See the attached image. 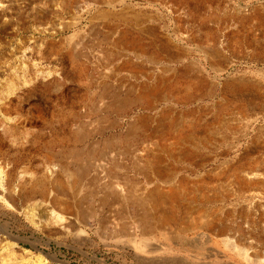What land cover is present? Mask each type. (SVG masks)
Listing matches in <instances>:
<instances>
[{
  "label": "rangeland",
  "instance_id": "1",
  "mask_svg": "<svg viewBox=\"0 0 264 264\" xmlns=\"http://www.w3.org/2000/svg\"><path fill=\"white\" fill-rule=\"evenodd\" d=\"M0 134V264H264V0H0Z\"/></svg>",
  "mask_w": 264,
  "mask_h": 264
},
{
  "label": "bare ground",
  "instance_id": "2",
  "mask_svg": "<svg viewBox=\"0 0 264 264\" xmlns=\"http://www.w3.org/2000/svg\"><path fill=\"white\" fill-rule=\"evenodd\" d=\"M138 55V54H137ZM138 59V58H137ZM172 62H174V63H176V64H182V62H183V58L181 57V58H173L172 59ZM194 72V71H193ZM190 77V76H189ZM197 77L199 78V75H197ZM158 83V82H157ZM162 83V82H161ZM197 84V82H194V85H196ZM178 85V84H177ZM177 85H175V88L176 89H180V87L179 86H177ZM187 85V84H186ZM186 85H184V86H186ZM168 87V86H167ZM192 87H193V84H189V86H186V91H185V97H187V91H190L191 89H192ZM182 88V87H181ZM197 89V88H196ZM199 89V88H198ZM159 90H162V85L161 84H157V85H154V86H144L143 88H142V92L141 93H139L140 95L136 98V100H134V102H142V101H146V103L147 102H149V103H152L153 102V100L154 99H156V98H159V99H161L162 97H165L164 99H162L163 100V102L164 101H166V102H170V101H172V100H174L175 101V98H177V96L175 97V98H170V97H168L166 94H164L165 92V90H163L161 93L159 92ZM177 90V91H178ZM182 91H184V90H182ZM146 92H148L149 93V95L146 93ZM176 92V91H175ZM193 92V91H192ZM135 91H133V90H130V92L128 93L129 95H135ZM183 96V95H182ZM150 97V98H149ZM149 98V99H148ZM153 99V100H152ZM195 99V98H194ZM194 99H192V100H194ZM155 101V100H154ZM47 102V101H46ZM49 102V101H48ZM165 102V103H166ZM186 102V101H185ZM131 103V102H130ZM161 103V102H160ZM50 107V106H49ZM52 107V106H51ZM45 111V110H44ZM61 116V115H60ZM62 117V116H61ZM65 118H66V116H65ZM68 121V120H67ZM50 125V124H49ZM45 127V126H44ZM47 128V127H46ZM52 129V128H51ZM5 134H6V132H5ZM5 134H0V136L2 137V138H4L3 136L5 135ZM71 134V133H70ZM56 135V134H55ZM62 135H63V137L60 139V140H58V142H50V143H48V146H47V144H46V147L48 148V149H50V150H53L55 147H59V150H60V153L61 154H63L64 152V149H66V148H68L69 147V145H70V143H69V129H68V127H67V122H66V120L65 121H63V123H62ZM2 140V139H1ZM32 142V141H31ZM4 143V142H3ZM5 144V143H4ZM3 145V144H2ZM1 146V145H0ZM34 148V147H33ZM68 154L70 155V150H68ZM70 156H72V155H70ZM67 158V157H66ZM171 160H178L177 158H175V156L174 157H171ZM254 160V159H253ZM253 166V165H252ZM254 167V166H253ZM264 167V166H263ZM242 168V167H241ZM81 169V168H80ZM250 169H251V167H250ZM258 171H260V170H258V168L256 169H253V170H250V171H248L247 173H246V175H244V177L247 179V180H250V179H257V178H259L260 177V175L262 174H259L258 173ZM263 172V174H264V171H262ZM244 173V172H243ZM233 176V175H232ZM212 179V178H211ZM232 179H233V177H232ZM243 179V178H242ZM67 180H65V182H66ZM207 182V181H206ZM44 185H46V182H42ZM222 183V182H221ZM66 184V183H65ZM233 184V183H232ZM51 185V184H50ZM227 185V184H226ZM229 186V185H228ZM45 187V186H44ZM61 187L63 188V190L64 189H67V187L64 185V184H62L61 185ZM251 187H253V186H251ZM43 188V187H42ZM251 189V188H250ZM8 190V189H7ZM40 190V189H39ZM50 190V189H49ZM200 191V190H199ZM12 192V191H11ZM253 192V191H252ZM44 193H46V190H45V192ZM182 193V192H181ZM9 194H11V193H9ZM30 194V193H29ZM262 194V193H261ZM170 195V194H169ZM237 195V194H236ZM8 196V195H7ZM21 197V196H20ZM44 197H46V195L44 196ZM13 198V197H12ZM10 199V198H9ZM46 199H47V197H46ZM205 199V198H204ZM10 201H11V199H10ZM57 200H55V199H51V194H49V197H48V199H47V202H48V204H52L54 207H56V204H57V202H56ZM189 201V200H188ZM58 204L59 205H61L62 206V211H63V213H65L66 215H69L70 214V207L71 206H69L68 205V203L67 202H58ZM242 205V204H241ZM58 206V205H57ZM229 207V206H228ZM190 208V207H189ZM188 208V209H189ZM263 208H264V206H263ZM200 210V209H199ZM189 212V211H188ZM213 213V212H212ZM211 213V214H212ZM251 213V212H250ZM208 214V213H207ZM239 214V213H238ZM187 215V214H186ZM237 215V214H236ZM64 216V215H63ZM249 216H250V214H249ZM68 217V216H67ZM61 219V218H60ZM71 220H73V219H71ZM70 221V220H69ZM170 221V220H169ZM225 221V220H224ZM232 223V222H231ZM230 223V224H231ZM8 224V223H7ZM7 224H3V223H1L0 222V234L2 235V236H6V238H11V239H14V240H16V239H18V238H16V237H13V235H11L10 233H9V227H8V225ZM41 226V225H40ZM222 226V224L220 223V221H218L217 223H212L210 226H209V231L210 232H216L217 230H219L220 229V227ZM226 226V225H225ZM70 227V226H69ZM198 227V226H197ZM149 229H151V230H153V227H152V225L151 226H149L148 227ZM75 229V228H74ZM223 230V229H222ZM231 230V229H230ZM220 231H221V229H220ZM223 234V233H222ZM230 234V233H229ZM67 235V234H66ZM80 235V234H79ZM1 236V237H2ZM231 238V237H230ZM251 240V239H250ZM10 241V240H9ZM255 242V241H254ZM1 243V242H0ZM262 243V242H261ZM217 244V243H216ZM244 246V245H243ZM246 246V245H245ZM7 247V246H6ZM235 247V246H234ZM261 247V246H260ZM263 255H264V253H263ZM261 257V256H260ZM259 258V257H258ZM8 259V258H7ZM264 263V262H263Z\"/></svg>",
  "mask_w": 264,
  "mask_h": 264
}]
</instances>
